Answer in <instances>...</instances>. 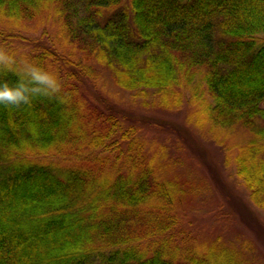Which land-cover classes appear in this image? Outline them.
<instances>
[{
	"label": "trees",
	"instance_id": "obj_1",
	"mask_svg": "<svg viewBox=\"0 0 264 264\" xmlns=\"http://www.w3.org/2000/svg\"><path fill=\"white\" fill-rule=\"evenodd\" d=\"M259 35L264 0H0V47L61 83L53 97L0 104V264H242L233 242L202 237L178 207L151 117L129 118L88 84L93 59L122 87L156 89L167 110L187 103V132L224 163L234 150L264 210Z\"/></svg>",
	"mask_w": 264,
	"mask_h": 264
},
{
	"label": "rangeland",
	"instance_id": "obj_2",
	"mask_svg": "<svg viewBox=\"0 0 264 264\" xmlns=\"http://www.w3.org/2000/svg\"><path fill=\"white\" fill-rule=\"evenodd\" d=\"M259 37L264 40V35ZM90 62L96 85L88 84V87H96L100 101L128 117L137 114L151 117L150 124L146 125L155 129L156 139L165 145L163 160L169 158L173 162L168 159L169 165L175 169L165 167L160 174L177 182L174 198L182 199L178 207L193 221L195 228L200 232L202 229L201 236L209 238L221 232L226 241L241 250L242 264H264V210L251 201L247 188L235 174L234 150H230L229 159L224 163L216 145L187 132L191 129L185 114L187 103L183 109L167 110L159 105L156 89L122 87L115 82L112 71L93 59ZM222 209L228 213L227 217L216 213ZM213 225L217 231L211 233Z\"/></svg>",
	"mask_w": 264,
	"mask_h": 264
},
{
	"label": "clouds",
	"instance_id": "obj_3",
	"mask_svg": "<svg viewBox=\"0 0 264 264\" xmlns=\"http://www.w3.org/2000/svg\"><path fill=\"white\" fill-rule=\"evenodd\" d=\"M8 73L15 75L17 80L13 84L7 79L0 80V104L5 106L29 105L34 96L53 97L61 90L59 78L54 73L0 47V74L7 76Z\"/></svg>",
	"mask_w": 264,
	"mask_h": 264
}]
</instances>
